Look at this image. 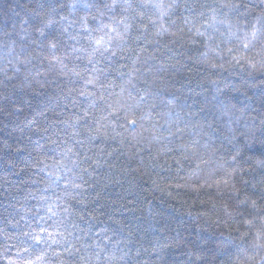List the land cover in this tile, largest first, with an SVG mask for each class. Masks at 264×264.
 <instances>
[{"label": "clouds", "instance_id": "1", "mask_svg": "<svg viewBox=\"0 0 264 264\" xmlns=\"http://www.w3.org/2000/svg\"><path fill=\"white\" fill-rule=\"evenodd\" d=\"M0 264H264V0H0Z\"/></svg>", "mask_w": 264, "mask_h": 264}, {"label": "trees", "instance_id": "2", "mask_svg": "<svg viewBox=\"0 0 264 264\" xmlns=\"http://www.w3.org/2000/svg\"><path fill=\"white\" fill-rule=\"evenodd\" d=\"M22 2H26V0H22Z\"/></svg>", "mask_w": 264, "mask_h": 264}]
</instances>
